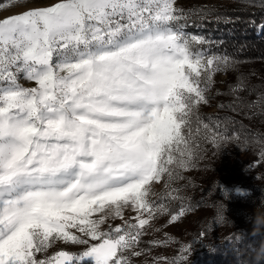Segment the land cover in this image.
Returning a JSON list of instances; mask_svg holds the SVG:
<instances>
[{"label":"snow or ice","instance_id":"6c2138e0","mask_svg":"<svg viewBox=\"0 0 264 264\" xmlns=\"http://www.w3.org/2000/svg\"><path fill=\"white\" fill-rule=\"evenodd\" d=\"M187 19L174 0H58L0 17V264H129L149 221L101 226L129 207L151 214V182L185 165L182 127L229 62L194 51L205 40ZM58 241L87 247L46 255Z\"/></svg>","mask_w":264,"mask_h":264},{"label":"trees","instance_id":"16d2710c","mask_svg":"<svg viewBox=\"0 0 264 264\" xmlns=\"http://www.w3.org/2000/svg\"><path fill=\"white\" fill-rule=\"evenodd\" d=\"M176 8L188 14L185 32L205 40L194 51L229 58L220 67L226 77L202 85L210 107L195 104L182 127L187 151L173 153L186 163L167 166L172 175L164 173L148 199L149 222L126 256L129 264H256L264 241V227L253 231L264 217L256 214L264 209V0H186ZM242 169L246 176L233 183Z\"/></svg>","mask_w":264,"mask_h":264},{"label":"rangeland","instance_id":"374dc122","mask_svg":"<svg viewBox=\"0 0 264 264\" xmlns=\"http://www.w3.org/2000/svg\"><path fill=\"white\" fill-rule=\"evenodd\" d=\"M186 0H174V7H176L179 3L185 2ZM58 2V0H8L7 2L1 3L0 4V17H6L8 15H11L13 13H21L26 10H32L36 8H43V7H48L51 6L52 4ZM204 53V52H203ZM205 54V53H204ZM205 56H212L211 54H205ZM226 75L222 72V70L219 68L217 71L211 72V79L216 81L218 83V86L221 85L220 82L222 79H224ZM19 83L23 87H35V82L34 81H28L27 79L24 78V75L21 73L19 75ZM201 105L204 107H210L208 104V100L205 99L204 101H200ZM182 131V130H181ZM247 174V170L242 169L232 178V182H238V179L244 178ZM163 176L162 174L160 180L158 181H153L151 182L149 186V193L147 199L150 198V196L158 189V187L161 185L163 181ZM237 180V181H235ZM232 186V185H231ZM235 187H230L228 184H224V187L226 190H233L235 193H240L238 190H244L243 193H246V190L240 186ZM242 193V194H243ZM108 211V209H105L104 212H96L93 213L92 218L93 219H99V217L103 214H105ZM256 214L262 215L264 214V209H259L256 211ZM139 216L141 219H146L147 217V212L141 211L140 213H137L134 211L131 207L126 208L123 210V219L121 218H115L112 219L111 217L108 218L107 222L105 225H102V230H107L104 229L106 227H116V226H123L125 225V222L133 221L138 224V220L136 217ZM70 231L73 234L76 235H81L78 230L76 229H70ZM89 241L92 243H96V241H91V238L88 237ZM87 246H73L69 244H64L62 241H58L52 248L49 249L48 253L46 255H53L55 254L56 251L58 250H67L73 254H79L82 251L85 250ZM74 250V251H73ZM45 254H37V258H44ZM78 264H95V259L94 257H87L83 261L78 262Z\"/></svg>","mask_w":264,"mask_h":264},{"label":"clouds","instance_id":"9594fccd","mask_svg":"<svg viewBox=\"0 0 264 264\" xmlns=\"http://www.w3.org/2000/svg\"><path fill=\"white\" fill-rule=\"evenodd\" d=\"M241 194L244 190H238ZM226 206L223 203V215L225 214ZM264 227V217H256L254 222L253 231L256 232L257 229ZM255 251V261L259 264V261L264 260V241H261L258 247L254 249Z\"/></svg>","mask_w":264,"mask_h":264}]
</instances>
